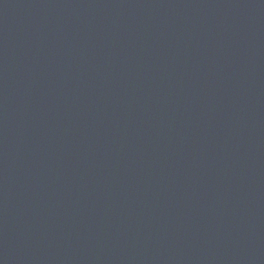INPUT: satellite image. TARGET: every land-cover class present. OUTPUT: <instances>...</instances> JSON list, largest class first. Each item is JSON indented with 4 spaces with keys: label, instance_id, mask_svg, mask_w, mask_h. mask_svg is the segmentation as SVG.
<instances>
[{
    "label": "water",
    "instance_id": "1",
    "mask_svg": "<svg viewBox=\"0 0 264 264\" xmlns=\"http://www.w3.org/2000/svg\"><path fill=\"white\" fill-rule=\"evenodd\" d=\"M0 264H264V0H0Z\"/></svg>",
    "mask_w": 264,
    "mask_h": 264
}]
</instances>
